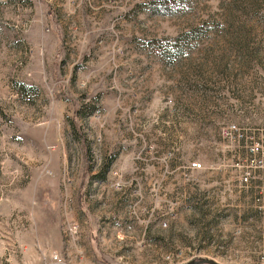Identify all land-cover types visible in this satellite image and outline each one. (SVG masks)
<instances>
[{"label": "rangeland", "instance_id": "obj_1", "mask_svg": "<svg viewBox=\"0 0 264 264\" xmlns=\"http://www.w3.org/2000/svg\"><path fill=\"white\" fill-rule=\"evenodd\" d=\"M255 139L264 0H0V264H252L228 196Z\"/></svg>", "mask_w": 264, "mask_h": 264}, {"label": "crops", "instance_id": "obj_2", "mask_svg": "<svg viewBox=\"0 0 264 264\" xmlns=\"http://www.w3.org/2000/svg\"><path fill=\"white\" fill-rule=\"evenodd\" d=\"M254 185V176L245 188H242L238 181L237 185L232 186L234 191L228 196L236 203L234 207L238 209V213L240 214V216L236 218L237 229L244 235H259L264 233V212L256 209L254 206ZM87 229L86 232H93L92 229ZM86 232L85 229H83V233ZM246 238L247 237H244L242 239ZM62 249L61 245L57 248L62 257L63 255L65 257L64 264H114V262L120 263L121 261H123L121 264H146L145 257H141L140 251H138L137 260H134L125 257L121 251H114L112 253L108 248L98 249V247L90 241L75 243L72 247H68L65 244L64 250ZM234 260L236 259H229V261ZM229 261L228 258H225L223 264H229Z\"/></svg>", "mask_w": 264, "mask_h": 264}, {"label": "built area", "instance_id": "obj_3", "mask_svg": "<svg viewBox=\"0 0 264 264\" xmlns=\"http://www.w3.org/2000/svg\"><path fill=\"white\" fill-rule=\"evenodd\" d=\"M233 127V128H232ZM231 128L235 132H239L235 125ZM241 133H238V137H241ZM249 156L245 158L244 164L242 167L244 168V172L241 175L239 181L242 188L247 187L250 183L251 179L254 176L255 180V189H254V206L256 209L264 212V142L259 139H255L254 142L248 147ZM201 164L199 162H192L191 168L197 169L200 168ZM66 233L69 238L73 241L77 239L78 236V225L76 222H68L66 225ZM262 235V244L261 250L259 251L255 261L252 264H264V233ZM54 259L58 262L61 261V258L55 253L53 255Z\"/></svg>", "mask_w": 264, "mask_h": 264}, {"label": "water", "instance_id": "obj_4", "mask_svg": "<svg viewBox=\"0 0 264 264\" xmlns=\"http://www.w3.org/2000/svg\"><path fill=\"white\" fill-rule=\"evenodd\" d=\"M184 264H222L219 261H216L213 258L209 257H198L195 259H192Z\"/></svg>", "mask_w": 264, "mask_h": 264}, {"label": "trees", "instance_id": "obj_5", "mask_svg": "<svg viewBox=\"0 0 264 264\" xmlns=\"http://www.w3.org/2000/svg\"><path fill=\"white\" fill-rule=\"evenodd\" d=\"M91 157V155H90ZM89 158V157H88ZM111 160L106 161L103 166L102 169H100L101 171H98L94 174L93 178L99 181H103L105 179V172L108 171V165L110 164Z\"/></svg>", "mask_w": 264, "mask_h": 264}]
</instances>
